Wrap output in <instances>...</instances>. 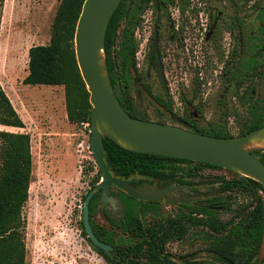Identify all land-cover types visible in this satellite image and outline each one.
<instances>
[{
  "label": "rangeland",
  "instance_id": "1",
  "mask_svg": "<svg viewBox=\"0 0 264 264\" xmlns=\"http://www.w3.org/2000/svg\"><path fill=\"white\" fill-rule=\"evenodd\" d=\"M61 2L3 0L0 18V82L24 123L22 128L0 125V129L27 132L31 144V177L28 198L22 208L24 264H108L88 241L81 222L85 195L93 183L102 180V175L91 152L90 134L80 124L81 115L91 111V104L76 61L74 33L62 39L61 63L66 84L23 83L28 72V49L50 42ZM220 14L228 18L237 15L241 20L243 52L237 63L231 61L232 56L236 59L235 54L225 60L227 51L237 47L236 41H230L228 36L225 39L224 33L219 39L209 38L204 30L205 23L215 21ZM139 17L141 22L134 30L138 42L137 69L129 70L128 91L140 114L187 129L195 127L198 131L229 136L242 135L247 129L264 124V0H175L161 9L149 2ZM123 25L124 22L118 34ZM155 28L166 85L173 95H178L181 89H201V104H193L196 109L192 106L183 109L174 99L175 108L167 112L158 109L143 94L144 87H150L155 93L152 95L161 93L154 62L150 64L149 56ZM225 66L232 67L229 80L225 77ZM240 71L251 73L247 81L240 80ZM66 91L73 113L71 119L66 111ZM137 92L141 93L140 98ZM182 112L187 116L186 122L177 117ZM163 164L165 168L175 165L191 169L193 174L186 179L195 187L172 194L192 197V204L203 199L211 186L218 189L221 176L236 177V173L222 167L203 166L195 170L193 162ZM109 188V195L116 199L115 207L98 204L94 218L105 229H110L108 217L117 219L121 214V202L115 195L117 187ZM157 203L158 210L144 217L146 223L182 209L163 199ZM223 218L229 215L223 214ZM198 232L190 229L183 238L169 241L164 247L165 254L177 264H216ZM115 234L116 239L127 237L121 230ZM263 256L264 241L257 261Z\"/></svg>",
  "mask_w": 264,
  "mask_h": 264
},
{
  "label": "trees",
  "instance_id": "2",
  "mask_svg": "<svg viewBox=\"0 0 264 264\" xmlns=\"http://www.w3.org/2000/svg\"><path fill=\"white\" fill-rule=\"evenodd\" d=\"M83 1L62 0L50 42L32 45L28 49V72L23 83L66 84L61 63L64 51L62 39L67 38V34L73 35ZM149 2L161 9L175 0H120L109 19L104 38L105 64L115 96L127 113L141 119L149 118L138 112L128 91V76L130 69H137L135 53L138 42L134 38V30L141 22L139 12ZM2 6L3 0H0V18ZM180 9L184 11L183 5ZM122 22L124 25L118 34ZM225 72V77L229 80L233 72L228 68H225ZM248 79L244 75L240 78L243 81ZM69 104L66 91V111L71 119L73 113ZM90 114L91 111L83 113L80 122L86 120L90 123ZM158 121L166 122L164 119ZM0 125L24 127L1 82ZM262 125L264 124H257L247 131ZM188 129L217 137L229 136L198 131L195 127ZM103 144L104 161L109 171L114 176L125 179L133 176L163 177L167 170L163 163L193 162L195 170L203 166L219 167L183 158L129 151L108 138L103 139ZM30 147L27 132L0 129V264H24L25 224L22 208L28 198L31 177ZM251 153L264 162V148L253 149ZM175 167L174 165L170 170L174 171ZM98 171L102 175L99 168ZM235 175L230 179L223 176L218 178V189L211 186L203 199L195 204L184 205L185 210L179 209L176 214L147 224L142 218L150 208L155 211L154 207H144L143 204L139 206L137 200L122 189L119 190L116 196L123 206L121 217L119 220L107 218L113 227L127 233L126 238L119 236L117 239L111 230L98 225L94 220L101 192V187L95 182L88 191H92L89 201L90 223L97 238L110 244L112 249L105 252L89 238L88 241L108 264H177L165 254V245L169 241L183 238L190 229H198L205 250L214 256L216 264H257L263 258L257 261L264 241V186L254 179ZM167 177L171 178L169 175ZM184 182L186 181L181 177L178 179V183ZM223 214L229 215V218L224 219ZM82 227L86 234L83 222Z\"/></svg>",
  "mask_w": 264,
  "mask_h": 264
},
{
  "label": "water",
  "instance_id": "3",
  "mask_svg": "<svg viewBox=\"0 0 264 264\" xmlns=\"http://www.w3.org/2000/svg\"><path fill=\"white\" fill-rule=\"evenodd\" d=\"M120 0H84L74 31V49L81 77L89 92L90 148L102 173L100 203L115 207L116 199L108 194L111 184L124 190L133 198L152 201L165 197L169 204L190 203L192 199L169 195L176 188L162 190L133 186L129 179L114 176L104 161L103 139L108 138L120 147L134 152L162 155L199 161L222 167L238 175L254 179L264 186V162L251 153L253 143H264V125L242 135L217 137L179 125L141 119L127 113L117 100L111 86L104 56V38L109 19ZM155 55V73L166 89V79L158 50V34L155 29L151 56ZM92 191L83 202L82 222L87 237L105 252L112 249L95 235L89 219V201ZM257 264H264V256Z\"/></svg>",
  "mask_w": 264,
  "mask_h": 264
},
{
  "label": "flooded vegetation",
  "instance_id": "4",
  "mask_svg": "<svg viewBox=\"0 0 264 264\" xmlns=\"http://www.w3.org/2000/svg\"><path fill=\"white\" fill-rule=\"evenodd\" d=\"M234 18H235V21H232V20H234ZM205 26L206 27H204V30L206 31V34L209 36V38L219 39L221 37V35H223V33H224V34H226V37H224L225 39L228 36L230 41H233V42L236 41L237 47L236 48H232L230 51L229 50L227 51L228 53H226V59L225 60L228 61V58H230V55L231 54L232 55L235 54L236 55V59L231 55L232 56L231 61L232 62L235 61V63H237L238 59L241 58L242 52H243V29H242L241 20L239 19V17L237 15H235V16L234 15L233 16L230 15V17L228 18L226 15L220 14V15H217V18L215 19V21H208L207 23H205ZM155 29L157 30V34H158V29L157 28H155ZM155 29H154V31H155ZM154 31H153V34H152V41H153ZM158 50H159V47H158ZM151 51H152V44H151ZM137 52L138 51H136L135 54H137ZM149 56H150V64L153 63V62L155 63V55L152 57L151 56V52H150ZM159 56H160V51H159ZM161 62H162V60H161ZM225 68L226 69L228 68V69L232 70V67H229V66H225ZM243 75H244V77L245 76L246 77H250L251 73L240 71L239 72V76L243 77ZM142 92H143V94H145L146 96L150 97L154 101V103L156 104L155 106L158 109H161V110H164V111H167V112L169 111L168 109L175 108L174 107V101H173L174 99L178 102L180 107L183 108V109H188L191 106L193 107V109H196V106H199L201 104L200 103V100H201V95L200 94L203 93V91L201 89H199V91H197V90H195V88H192V89H189V90L188 89H181V90H179L177 92L178 95H173L174 92L171 91V89L168 88V86L166 87V89H164L163 86H161V93L159 95L158 94L152 95V94H155V93L152 92L150 87L142 88ZM140 95H141V93L137 92V97L138 98H140ZM193 104H196V106H193ZM177 117H179V121L186 122V120H185L186 118L185 117H187V116H186V114L184 112L181 113V116L177 115ZM189 118H190V116H188L187 119H189ZM147 120H151V119H147ZM158 120L159 119L154 120V121H158ZM166 123H169V122L166 121ZM170 124L178 125L177 123H174V122L170 123ZM191 174H193V173H192L190 168L186 169L185 167L179 168L178 166H176L174 171L170 170V168H167V170L165 171L163 177L143 176V178L150 179L151 181H153V183H150L149 181H146V180L141 181L140 176H133V177H130V178H127V179L130 180V183L133 186L138 187V186H142V185L145 184L147 186V189H149L151 187H154L156 190H162V189H165V188H167L169 186L176 187V186H179V185H187L186 187L176 188L171 193H169V195L172 196V197H176V198L192 199V201H193L192 197L174 196L172 194L173 192L181 190V189H193L195 187V184L193 182L189 181V179L188 180L186 179V176H191ZM167 175H169L171 178L168 179ZM179 176L183 180H185L186 182L178 183V179L180 178ZM111 185H113V184H111ZM109 190H110V188L108 189V194H109ZM119 190H121V188L117 187V191H116L117 193L115 195L118 194ZM134 199L138 201L139 206H141L142 204L144 205V207L145 206H151V207H154L155 211L158 210V203L157 202H158L159 199H163L164 202L167 203L165 201V197L164 196L158 197V198H156V199H154L152 201L145 200V199H138V198H134ZM192 201L190 203H188V204L177 202V203L171 204V205H178V206L182 207V210H185L184 205H189V204L192 203ZM99 204H101L100 200H99ZM167 204H169V203H167ZM101 205H103V204H101ZM122 208H123V206L121 204V210H122ZM153 212L154 211L151 210V208H150L148 210V212L144 215V217L147 214H151ZM120 217H121V214H120ZM142 219H143V222L145 224H147L145 222V219L144 218H142ZM113 220H119V218L113 219ZM108 224H109V227H110L109 230H111L113 232V236L116 235L115 234L116 231H120L121 230V229H118L116 227H113V225L111 223H109V221H108Z\"/></svg>",
  "mask_w": 264,
  "mask_h": 264
},
{
  "label": "built area",
  "instance_id": "5",
  "mask_svg": "<svg viewBox=\"0 0 264 264\" xmlns=\"http://www.w3.org/2000/svg\"><path fill=\"white\" fill-rule=\"evenodd\" d=\"M80 124L82 125V128L84 129V131H87L90 134V123L89 122H80Z\"/></svg>",
  "mask_w": 264,
  "mask_h": 264
},
{
  "label": "bare ground",
  "instance_id": "6",
  "mask_svg": "<svg viewBox=\"0 0 264 264\" xmlns=\"http://www.w3.org/2000/svg\"><path fill=\"white\" fill-rule=\"evenodd\" d=\"M5 7H6V5H5ZM249 147H253V148H264V143L256 142V143H253L252 145H250Z\"/></svg>",
  "mask_w": 264,
  "mask_h": 264
}]
</instances>
